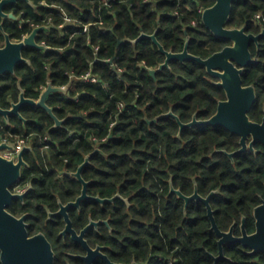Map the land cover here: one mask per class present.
<instances>
[{
	"label": "trees",
	"instance_id": "1",
	"mask_svg": "<svg viewBox=\"0 0 264 264\" xmlns=\"http://www.w3.org/2000/svg\"><path fill=\"white\" fill-rule=\"evenodd\" d=\"M19 1L8 11L23 14L30 25L15 30V38L29 34L33 26H53L40 41L51 49L47 53L26 50L31 65L20 64L15 74L0 77V108L10 109L20 93L39 99L48 82L69 87L68 94L51 95L47 104L63 121L61 127L42 108L26 107L9 123L0 116V127L29 141L33 149L26 155L35 176L36 195H60L64 202L80 194L81 185L69 174L82 170L89 192L102 198H122L94 212L95 219L110 218L115 238L109 241L115 260L140 264H213L210 253H218V238L211 230L207 206L185 201L171 194L175 189L190 196L195 183L199 194L211 199L219 228L227 231L243 215L251 216L264 192V156L247 153L233 163L217 150H236L238 137L220 126L186 128L183 123L211 118L224 90L198 62L174 60L155 76L151 70L165 62L154 40L143 33L157 34L165 50L184 51L208 58L228 42L217 39L203 24L202 10L214 0H30ZM65 12V15L63 14ZM257 14L264 17V0H236L228 24L246 27L258 34ZM66 16L71 22L66 23ZM195 23V24H194ZM261 48L252 45L256 62L244 72L245 85L255 84L257 106L264 103V37ZM91 74L98 83L85 82ZM124 105L123 109L118 106ZM254 108L251 117L260 120ZM4 137L14 140V137ZM45 140V141H44ZM63 173V181L55 177ZM49 203V197H40ZM54 199V198H53ZM88 203H84L86 209ZM105 211V213H104ZM87 222V213L77 216ZM238 256L240 252H229Z\"/></svg>",
	"mask_w": 264,
	"mask_h": 264
},
{
	"label": "flooded vegetation",
	"instance_id": "2",
	"mask_svg": "<svg viewBox=\"0 0 264 264\" xmlns=\"http://www.w3.org/2000/svg\"><path fill=\"white\" fill-rule=\"evenodd\" d=\"M1 1L2 0H0V2ZM19 1H25V0H19ZM18 2L15 4H10L5 6L3 11L4 14L7 15L14 14L16 19L10 17L4 18L3 16H0V26L1 25L3 26V29H0V47L5 46L7 41L6 40L7 35L10 36L12 41H20L30 36L36 28L44 27V30L38 33L36 42L39 45L45 46L48 50L27 48L24 50V52L26 50H38L41 51L42 53H47L51 51V49L46 45V42L40 41V38L42 34H46V32L50 30L53 26H49V25L33 26L29 34L22 36L21 39L15 38V34H16L15 30L23 29L26 26L30 25V22L26 21L23 18L24 16L23 14L18 15L16 14L15 10L8 11L11 8V6L18 4ZM30 5L32 7H36L33 4V2ZM247 33H251V32L247 30ZM251 34H255V33H251ZM227 44L228 45H226L225 47L232 45V42H228ZM252 45H255L257 47L256 44L252 43L250 45V50ZM27 65H31V64H27ZM217 82L218 81H216V83ZM20 83L21 82L19 81L18 85H19L20 93L18 96V100L12 101L11 107L13 103L19 102V98L22 92ZM49 84H51V82H48L47 86ZM243 85L255 87L256 101L249 112V116L252 121L257 123H263L264 103L262 106H257L258 90L255 84L245 85L243 83ZM47 86L42 87L41 88L42 90L40 89L41 93L43 92V90L46 89ZM226 100H227V96L225 93V98L219 100L218 104L219 102ZM218 104H217V108H218ZM28 106L29 105H24L21 108V110ZM256 106H257L256 110L259 111L258 112L260 116L259 121L253 119L250 115V113L254 108H256ZM12 117H16V116H12ZM25 119L29 121L28 123H30L29 119L27 118ZM22 122L24 123V121ZM28 123H24V124L26 125ZM55 126H56V122H55ZM5 132L7 134L10 133V135L8 136L14 137L15 139L12 141L8 137H4ZM230 133L238 137L239 147L232 152H229L228 150H217V152L224 153L233 163L235 162L236 158L247 153L254 155L255 158L260 155L264 156V144H262L260 141H256L253 143V136L249 135L246 140L245 151L234 155L233 158H230L228 154L238 152L242 148L241 145L242 137L232 132ZM3 142L9 144L10 146H13L15 150L9 151L7 149H4L0 151V155L8 160L13 159L15 160L16 163L19 161L18 153L24 147L31 148L29 145V141L27 139L20 137V135L14 136L10 131L3 132V128L0 127V144ZM19 145L20 147H18ZM31 151H33L32 148L24 153L23 158L24 161L26 162V165H23L21 168V176L13 185L8 187V190L12 198L1 204V206H3V209L6 212V215L10 216L13 219L7 220V222H9V225L6 226V229H0V264H48L49 256L51 252L53 254V264H140L137 263L136 261L126 263L120 260H115L113 258L111 254L112 247L109 245V241L115 238V235L113 233L114 230L110 224V218L95 219L94 216V212H99L100 211L99 209H102V213H103V208L105 210V205L108 203H113L115 201V200L107 201L103 203L100 200L121 198L127 204L129 200L122 198L120 193L116 194V196L113 198H102L100 195H94L89 192V186L92 183L85 181L82 177V179L88 183L87 197L82 199V201L78 206H72L70 207V209L64 210L63 208L65 206H67L70 203L77 202V200L83 196L84 184L79 180L78 177L75 176L77 172L71 173L67 177H69L70 180L76 181L81 185L80 194L76 196L74 199L64 202L63 198L57 193L54 196L49 194L36 195L35 180L37 178L29 173L28 169L31 167V165L26 160V155ZM64 178L65 175H63V173H60L55 177V180L63 181ZM196 186L197 184L195 183L194 192ZM171 194L174 193L171 192ZM119 195L120 197H118ZM40 197H49V200L51 199V202L44 203L42 202L43 199H41ZM258 197H259L258 204H256L252 208L251 216L249 218L246 215H243L240 222L234 221L227 231H223L219 228L223 232H229L231 228L234 226L233 236L235 238L244 237V230H245V232L248 234L247 242L249 246L246 247L243 243L237 241L231 244L225 243L222 249L223 255H221V247L219 244L220 238L216 235L218 238L217 241L218 253L209 254L213 264H264V234H262L261 232V234L258 235L259 226L261 229L264 228V209L258 210V208L264 205V192L258 194ZM84 203H88L86 209H83ZM94 209L96 210L94 211ZM81 213L82 214L87 213V222H85L83 226L79 224V219L77 218V216ZM21 220L22 222L19 223V221ZM69 222H70V229L68 228ZM211 230H212V226H211ZM40 235H43L46 238V241L49 243L50 248L49 246L47 248V245L45 244V242H43V240H41V238L31 243L26 240V238L30 240ZM260 240H263V242H261ZM27 249L32 250V253L34 254L38 253V255H40V260L32 261L31 263H26L24 254L27 252L26 251ZM234 251L240 252V255L233 257L228 255L229 252H234Z\"/></svg>",
	"mask_w": 264,
	"mask_h": 264
},
{
	"label": "water",
	"instance_id": "3",
	"mask_svg": "<svg viewBox=\"0 0 264 264\" xmlns=\"http://www.w3.org/2000/svg\"><path fill=\"white\" fill-rule=\"evenodd\" d=\"M19 0H2L0 2V16L4 18L10 17L16 19L14 14L7 15L4 14V7L10 4H15ZM26 2L32 4L30 0H25ZM215 4L209 8H206L203 11L202 19L203 24L211 31V33L219 40L232 42V45L225 47L223 50L214 53L210 57L204 59L198 56H195L189 52V42L190 38L186 42L184 51L180 53L170 52L165 50L162 44L157 39V34L147 35L143 33L137 40L138 42L142 38H150L155 41L158 45L160 51L165 54L166 60L162 63L158 69L151 70L152 75H156L158 72L162 71L165 68H170V63L174 60L181 62L195 61L206 67L207 72L214 78L218 79L216 83L217 86L224 89L227 100L221 101L218 104L217 112L207 120H198L197 115L194 116L193 121L190 123H183L178 116H176L172 111L167 114L162 115L161 117L172 116L177 119L180 125L181 133L186 128L193 127H205V126H220L230 132L240 135L242 148L235 153L228 154L230 158H233L234 155L239 154L246 149V140L249 135L253 136V143L260 141L264 144V121L263 123H257L251 120L249 112L252 109L256 101V90L254 86H244L243 85V73L245 70L253 63L256 62V59L253 58V54L250 50V45L252 43L256 44L258 49L261 48L260 39L264 37V29L258 35L247 33L246 27L241 28H230L228 24L231 19L233 5L236 0H214ZM0 29H3V26H0ZM44 27L36 28L33 33L20 40L12 41L10 36L7 35L6 44L4 47H0V77L7 74H14L16 68L20 64H31V62L24 57V50L27 48H36L39 50H48L45 46L39 45L36 40L38 33L43 31ZM21 95L19 102L13 103L10 109L0 108V116H2L6 122H9L10 117L16 116L24 123L29 121L25 119L22 115L21 108L24 105H29L33 108H42L47 111L50 116L55 120L56 127H61L63 121L60 120L54 113V110L47 104V100L51 95L54 94H68L69 87H54L52 84H49L45 90L41 93L40 99H29L25 97V91L21 87ZM7 149L9 151L15 150L13 146L3 142L0 144V151ZM31 148L24 147L18 153V162L15 160H8L0 155V229H6V226L9 225L7 222L8 219H13L10 216L6 215L2 203L8 201L12 198L8 187L13 185L18 178L21 176V168L23 165H26L24 161V153ZM90 162V156L86 157L85 163L79 168L78 172L75 174L76 177L84 184L83 196L80 197L77 202L70 203L65 206L63 209L68 210L72 206H78L82 199L87 197V185L88 183L82 179V170ZM171 192L177 194L179 198L185 201V208L187 209L188 205L191 202H201L207 206L208 216L211 220L212 230L220 238L219 244L221 247V255H223V246L225 243H233L235 241L243 243L246 247L249 246L247 239L248 234L244 230V237L235 238L233 236L234 226L229 232H223L219 229L216 218L214 216V210L211 206V199L214 195L220 191H213L211 194L204 198L198 192V187L196 186L195 192L192 196L184 195L180 190L174 188L171 182ZM7 197V198H6ZM120 197V195L118 196ZM98 200V199H97ZM100 200V199H99ZM113 199L100 200L101 202L114 201ZM264 209V205L258 210ZM6 215V216H4ZM6 221H5V220ZM19 221V223H21ZM245 222V220H244ZM70 229V222L68 225ZM264 234V228L261 229L259 226L258 235ZM25 235V234H24ZM41 238L43 242L49 246V243L46 241V238L43 235H40L34 239H27V241L34 242L37 239ZM263 242V240H260ZM50 248V246H49ZM49 250V249H48ZM257 250V249H256ZM27 252L24 254L26 263H31L32 261L40 260V255L32 253V250L27 249ZM6 253V252H5ZM49 254V253H48ZM39 256V258H38ZM221 257V256H220ZM53 264V254L51 252L49 256V263Z\"/></svg>",
	"mask_w": 264,
	"mask_h": 264
},
{
	"label": "built area",
	"instance_id": "4",
	"mask_svg": "<svg viewBox=\"0 0 264 264\" xmlns=\"http://www.w3.org/2000/svg\"><path fill=\"white\" fill-rule=\"evenodd\" d=\"M144 1H145V2H151V0H144ZM107 3H109L108 0H107ZM203 11H204V10H202V12H203ZM64 15H65V13H64ZM69 22H71V19L68 18V17L66 16V23H69ZM254 22L257 23V24L264 23V17H263L261 14H257V15L255 16V18H254ZM194 24H195V23H194ZM82 79H83L85 82H93V83H98V82H99L98 78H96V77H92L91 74H87V75L83 76ZM46 88H47V87H46ZM62 88H67V86H64V87H62ZM41 90H42V89H41ZM118 107H119L120 109H123V108H124V105H123V104H120ZM18 147H20V145H19Z\"/></svg>",
	"mask_w": 264,
	"mask_h": 264
},
{
	"label": "rangeland",
	"instance_id": "5",
	"mask_svg": "<svg viewBox=\"0 0 264 264\" xmlns=\"http://www.w3.org/2000/svg\"><path fill=\"white\" fill-rule=\"evenodd\" d=\"M65 12H63V14H64Z\"/></svg>",
	"mask_w": 264,
	"mask_h": 264
}]
</instances>
